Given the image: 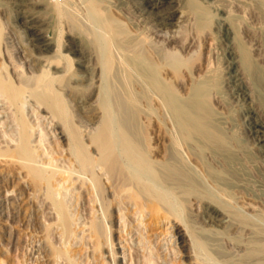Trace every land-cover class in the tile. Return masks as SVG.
Masks as SVG:
<instances>
[{"label":"rangeland","instance_id":"rangeland-1","mask_svg":"<svg viewBox=\"0 0 264 264\" xmlns=\"http://www.w3.org/2000/svg\"><path fill=\"white\" fill-rule=\"evenodd\" d=\"M52 1L53 0H48V1L47 0H0V26L2 33L5 34L6 36L8 35V37L10 38V42H11L10 50L12 52L14 51L13 53L16 54L15 55L16 57L17 56L19 57L18 58L19 60H22L21 63L23 65L22 64L21 65L24 67L25 72L27 69L26 67L27 64L25 60L21 57L29 56L28 58L31 59L32 62L34 61L35 63L33 67L35 68V70L39 71L40 69H43V67L46 64V61H53V63L55 64L54 61L56 60L57 55L58 56L60 55L58 52L60 50L59 48H61L60 53L63 51L61 53V56H64L65 54L64 61L67 62L68 60V62L72 64L71 65L72 68L70 67L68 68V70L70 69V71L66 70L68 71L67 73L65 71V66L67 65L65 64L64 61H62L64 64L60 62V67L58 69L61 70L63 68L65 72L64 74H61L63 75V77L60 80L61 83L68 84L69 86H73L75 85V83L80 84L81 82V84L85 86L88 84V82L84 79H83L84 81L83 80L79 81V79L81 77L84 78L85 74L87 75L88 69L91 70L93 66L95 65L97 66L98 63L97 61L99 60L98 58H100L98 57V55L99 56L101 55L100 54L101 51L99 49L100 46L103 45L102 44L103 42L104 45H106L105 48L107 49V51L110 48L113 49V47H114L113 50L115 51L116 45L119 46L117 43L122 44L126 39L132 41L134 38H136L139 35V33H141L142 36L152 35L151 30L148 29L147 32L146 28L148 26H153V27L155 26L153 25L154 23H152L153 21L152 19L155 17L156 12L159 13L158 9L161 13H167V11L169 12L171 10L170 12H172L174 16V20H173L174 23L177 21L176 20L177 17L180 16V12H183V14L185 13L186 15L184 14V19H183L184 23L182 22L179 27V29L180 28L184 29V30H180L181 32H177L179 31V29L177 30V26L175 24H168L163 27L161 26L162 28L158 26H157L158 28L156 27L157 30L158 29L161 30L162 33L167 32L168 34H170L172 31L170 35H173L174 32L173 30L174 28H176L175 37L179 39L175 38L174 43L169 46L172 47L176 46L175 51H177V55H179V57L181 55L182 56L181 58L183 59L181 61V66L180 68H178L179 70L177 73L178 74L177 77L180 76L178 78L179 80L174 75V73H172L173 71H170V73L167 76L168 81H165L167 82V84L165 83L166 85L164 86V89L165 91L168 90V92L170 93L172 92L174 94L176 93L175 95L176 96L178 95L177 98H179L180 103L189 102V100L193 97L192 95L193 94L195 95L200 90L201 93H204V95L206 96L204 97V101L198 104V110L201 111L207 109V114L209 116V125L211 126V128H213L214 130L218 129L216 131H218L219 133L222 132L224 133L222 137L225 141V144L223 145L222 149L221 147H219L220 150H217L216 144H212L213 146L216 145L215 146L216 149H215V147H213L210 144L207 145L203 139H201L199 136L195 134L190 136L189 139L191 141L190 140L188 141L191 143L190 145H188L189 144L188 141L186 143V141L184 142L183 140L181 141V139L178 138L179 136L176 137L177 135H179V133L175 124L173 112L168 111L167 107L166 109L165 108L163 109L162 108L163 106L162 105L159 106L160 104L156 100L151 99L150 100L151 102L143 100L139 104L138 103L135 104V107L133 108H131L132 106H130V104L128 103L129 105L126 104L124 107H122L123 110L120 108L121 111L116 108L118 113L115 110V119L116 118L121 119V117L127 118V115H125L126 114L125 111H128V114H130L131 109L135 110L134 114L136 112V115L133 116L132 118L129 117L126 119L127 121L131 119L129 120V122L131 121L130 127L132 132H134L136 135H139L140 137H145V136L147 138L156 137L155 142L150 141L149 143L150 146L156 147L158 149L156 150L155 153L156 155H154V158H157L156 161L157 162L159 161V163L165 162V160L167 159H171V161L173 162L176 161L177 163L174 162L175 165L177 164L176 168H179L184 173H186V175L190 178V180L193 183V190H194L191 192L190 191L188 192L187 189L185 190L183 189V191L178 189L175 190L174 189L175 186L173 187V185H169L170 187L172 186L171 189L173 190L171 191V195L169 198L171 200L175 198L173 201L171 200L169 201L172 202L174 205L176 204L177 206L179 205L178 208H176L177 212H180L177 213V217L178 218L181 217V220L179 219L181 222H179L178 220L176 221L177 223L179 222L178 224L180 225L178 226L177 230L179 233L181 232L180 234L182 235L179 243L178 242L174 243L176 237L169 238V235L168 236L165 235L164 231L167 229L166 225L160 223L155 226L153 224H150V220L147 219L143 221L142 224H140V227L142 228L141 231H143L141 232L143 233V238H146L150 244H146V246L141 245V243H139V245L137 244L140 240L137 239L139 237L138 236L139 233L137 231L139 229L137 228L140 227H139V223H135L133 221L135 224L132 222L133 223L132 226H136V228L134 227L136 231L134 230L135 232H133L132 238H130L131 235H128L127 237L124 238V241L126 239H129V245H127L124 241L123 242L121 241L122 234L120 233L121 228H119V225L122 222V218L121 219L118 218L119 217L118 215H120V213L123 212L124 210L121 212L119 211L118 214V209L116 208L114 210V213L116 212L114 214L115 217L114 219H112L111 231L110 233L108 232V237L113 241L114 244L113 252L120 253L118 254L120 258L124 257L123 255H121L122 252L125 253L124 261L123 262L120 261V264H133L134 261H135L134 264H136L137 262H138L137 264H145L144 262L148 257H151V259H153L152 258L153 255L155 261L157 262L155 263V261H153L154 262L153 264H204V263L205 264H264V256L261 255L260 253L258 254L259 251L257 252L256 248L254 251V247H257L255 245V240L264 241V150H263L264 142L261 141L262 139L261 137H263L264 139V135H261L264 132V0H225V1L224 0H191V1L177 0L174 3H171L168 0H163L160 4H158L159 8L156 9L157 11L155 9H150V8L146 9V7L142 5L141 0H126V1L124 0H86L85 1L84 0V2H82L83 0H79V1L72 0L73 2L71 3H70L71 0H69L68 14L71 16L73 20H75V17L76 18L79 17L78 19L75 20L76 25L74 24L72 25V23L66 17L60 16L56 12L54 13L53 12L54 10L51 8H53L52 6L54 5L52 4L55 2ZM60 1H64V0H60ZM90 1H92V4L89 5ZM215 5L221 6L222 8V11L219 12L218 14H215V12L213 11V7ZM121 6L122 8H120ZM74 7L76 11L73 10ZM162 9L163 11H161ZM27 16L35 19L36 22L34 21L35 23H33L32 27H37V29L40 30L41 40L50 42V45L43 48H37L35 44H37L38 41L29 39L30 32L27 30L25 31L24 28V20L25 17ZM89 16H92V20H94L95 22L90 20ZM221 16L227 19L228 25L231 28L230 37L231 39H234L232 40V45H230L233 51V55L230 57L229 55H227V53H225L227 48L224 47L225 41H223L224 38L223 35H221L222 31L219 30L220 28L217 21V19L220 18ZM145 18L147 19V21ZM66 19L68 20V22L66 21ZM81 19H83V21ZM141 19L142 21H140ZM89 21L92 23V25ZM93 23L96 25H94ZM82 25L86 27L84 28L82 27ZM101 26L108 27V29H110L113 32V34H115V38H114L115 41L112 40L113 47L110 42L105 43V40L103 39V36L105 37V35L101 37V35L104 34L102 32L103 28H101ZM74 29L77 31H75ZM168 29L170 32L168 31ZM184 32L187 33V35H185ZM96 33L100 35V38L102 40L99 39V36ZM85 34L87 37L85 36ZM10 35L12 36V38ZM152 39H154V37ZM156 39L159 41L161 40L159 38H155L154 41H156ZM89 40L90 41L92 40V42L89 43L90 42ZM54 43L56 44V47ZM22 44L26 45L27 47L26 46L24 47V45ZM98 44H100L99 48L97 47ZM192 44H194L195 46ZM12 45H14L15 48ZM177 45L179 46L183 45L182 47L185 48L187 47V45H189V49L185 50V48L182 47L179 48ZM158 46L160 48L161 44L160 43L157 44V47ZM196 46L198 48L200 46L201 47L198 49ZM21 48L23 49V52H21ZM16 49L18 50V52ZM191 50H193V52H191ZM241 51H245V54L243 52L242 54ZM146 52L148 53H144V54L148 55L150 52L149 56H152V50L150 51L146 50ZM244 55H246V57L249 58V63L247 65L248 66L247 68L251 69V71H248V69L246 71L244 70L245 67L241 62V58L244 57ZM145 58H147V56ZM151 58H153V56ZM147 60L153 61V59H150L149 57L147 58ZM231 60L236 62V65L238 66V70L240 69L239 72L241 71L240 72L242 78V84L240 86L241 90L238 91L237 93L231 90H233L234 85H236V83L238 84L239 82L236 83L230 82L231 79L230 80L228 79L229 77L228 72L230 67L228 64L230 63ZM115 67L116 68L112 69V71L110 72V75H108L110 76L108 77V80L112 79V81L107 82L106 85L109 84V86L108 89L105 88L106 91L108 90L107 93L109 92L108 97L110 98L109 100L112 102V104L113 103L115 104V102L117 101L111 100V96L115 97L116 95V100L119 99V101H121V99L117 97L121 96L123 98L121 102H125V101L127 102V96L128 94L130 95V93L128 92L133 91L136 94H139L141 92L139 88L132 87V85H130L129 83L130 74L127 71L126 72L122 71L121 68L119 70V67H117V65ZM50 68L51 71H57L55 67H50ZM69 73L70 75L72 74L77 75V79L78 78L79 79L78 80L75 79V83H73L74 80L68 81L70 77ZM157 76L161 77V74ZM174 78L176 79V82H178V84L177 83L174 84L175 83ZM123 80H125L126 82H124ZM118 83L120 84V86ZM125 84L129 85V88ZM96 85H99V83ZM167 85H169L170 87ZM199 87L201 89H198ZM169 88L170 89L175 88L174 90L175 92L173 90H171L172 92L169 91ZM124 89L127 91L125 92ZM153 90H154L153 88L149 90L146 89L145 94L147 95L148 91L150 92ZM117 93H119L118 96ZM71 95L73 94H70V96ZM242 97L244 98L242 99ZM93 101L94 100L92 99L90 103ZM81 103H80V107L84 111L89 112L92 108V110L93 109L96 110V112L95 110L93 111L94 114L96 113L95 114L96 117L101 116L100 115L101 110L100 109H99L100 111L98 110L99 107L96 108L97 104H94L91 107L90 103H86L85 101ZM248 108L250 109L252 108V110L254 111V114L252 113L253 114L252 118H248V116H250V114L246 112ZM1 110L2 109L0 108V111ZM164 110L166 113V114L164 113L165 115H163L162 112ZM26 111L27 109L25 108V112ZM161 114L163 115V118L161 117L162 116ZM30 115L31 112L28 114V116ZM117 115L118 117H116ZM167 116L169 118H167ZM157 118L158 119L160 118L159 120L161 121L163 127L161 126V123L159 120H157ZM8 119L9 118L2 117L0 115L1 123H3L4 120L7 121ZM253 121H258L263 125L262 127L263 130L260 129V133L255 134L254 130L251 128L250 124ZM212 123L215 125H213ZM172 124H174L175 126L174 125L171 126ZM169 127L171 128V130L173 129L175 130L177 129V130L176 131L168 130L170 129ZM0 128L3 131H8L7 128H4L1 125ZM45 130L48 131L49 128ZM39 134L40 132L36 133L34 137L36 143H38ZM48 137L49 138L46 137L45 139V140L49 139V141L48 140L46 141L47 143L46 145H49L48 143H50V141L51 142L54 141L53 137L51 138L50 136ZM174 139L176 140V142H178L177 144H174L175 141L172 142ZM194 142L195 144L191 145ZM53 143L55 144V142H52L51 145H53ZM62 143H60L61 147L65 145V142ZM168 145L169 148L171 149V152L168 148ZM56 146H58V144H56ZM176 146L178 149H176ZM172 147L175 150H173ZM199 147H201V150L199 149ZM181 148L182 151H180ZM190 148L192 152H190ZM197 150H199L200 153ZM184 152L185 155L183 154ZM182 154L184 155V157H181ZM166 156H168L167 159ZM228 164L230 165L228 166ZM207 170L210 172H215L217 176L215 175L216 177L213 178L214 173H212L213 176L209 175L207 173ZM7 171L8 170H6L4 166L2 165L0 166V259L2 262H6L5 264H15L16 262L19 264L18 261L20 260L23 261L24 263L26 262V264H49V261H47L48 258L46 256L47 248H45V245L43 244L45 219H42L43 217L41 216V213L38 210L37 207L38 202L37 200H34L32 190L29 187V185H27L21 173H19V171L14 172V177H12L13 176L12 173ZM194 178L196 180H194ZM75 192L76 191H74V193ZM179 192L181 195L178 194ZM250 194L253 196H251ZM175 195L178 196L175 197ZM183 195L186 197L184 198ZM187 197L189 198V200H191L190 203L189 200L185 201ZM177 198L179 200L178 202H176ZM251 198H253L254 200ZM180 201H182V204ZM194 202H196V204ZM247 205L253 207L254 210H249ZM180 206H182V208L184 207L185 209L183 208L182 211ZM188 206L191 209L187 208ZM186 208L188 209V211L186 210ZM70 210L72 211L73 208H71ZM81 210L82 209H80L79 212H81ZM212 210H216V212L220 214L217 220L216 219L210 220L208 216V211H212ZM221 210L223 211V213ZM242 212L247 213V215ZM74 213L75 211H73V214ZM181 213H183V215ZM82 214H84V212L78 215L80 217L78 218L80 221L78 220L77 224L78 222H81L82 219L86 221L85 220L86 217L89 218L88 216H85V214L84 215ZM245 215L249 216L247 217V221L251 220L250 222H247L246 226L239 223L238 220L240 219H237L239 216L242 217ZM137 216L138 215H136V218ZM130 220L133 219L130 218ZM230 223L234 224L236 228L235 229L233 227L230 228L232 226V224ZM144 225H148V227L146 226L147 227L146 228ZM183 226L189 227V229L193 228L191 232H193L192 234L194 238L196 237L195 239L198 238L196 241L200 243L199 247L202 251L198 249V251L193 252L192 249L193 247L190 244V241L187 240L188 237L184 236L182 230ZM77 232L76 235H78V237L76 236L77 238L75 241H73L72 246L70 248V250L72 249V252L73 251L75 252V254H72V259H75L76 262L78 263L84 264L86 261V257L90 255L91 258L89 260L90 261L89 264H108V263L113 264V262L111 261L113 259V257L110 254L111 251L109 248L106 247L105 244L103 246L101 245L102 247H100V250L95 251L93 254L89 252V250L87 251L84 248H82L80 243L77 241V239L81 237L82 234H79V231ZM124 234L125 231L123 232V235ZM59 237L60 236H58V238ZM61 242H64V239H62V237L58 239L56 245L57 246L60 245ZM75 242L79 244L77 243L75 244ZM41 245H42V249L39 250V247H41ZM89 246L91 247L90 251H92L93 245L90 244ZM79 249H80V253H79ZM149 251L153 252V254H151L152 256H149L148 253ZM197 253L199 257L197 256L194 257V255H197ZM43 254L46 256V258H43L45 257L43 256ZM108 255L110 256L111 259H109ZM132 255L134 256V258ZM143 257L145 260H143ZM173 260H175L178 263H176L175 261L173 262ZM115 261L119 262V260L117 259Z\"/></svg>","mask_w":264,"mask_h":264},{"label":"bare ground","instance_id":"bare-ground-1","mask_svg":"<svg viewBox=\"0 0 264 264\" xmlns=\"http://www.w3.org/2000/svg\"><path fill=\"white\" fill-rule=\"evenodd\" d=\"M53 1L55 2L53 4L51 3L52 5H54V6L51 5L53 7L51 9L54 10L53 12L54 13L56 12L60 16L66 17L72 23V25L73 24L76 25L75 20L78 19L79 17L78 18L75 17V20H73L71 18V16L68 14L69 0H64V1L53 0ZM124 1H126V0H124ZM162 1L163 0H141V3H142V5H144L146 7V9L150 8V9L156 10L159 8L158 4H160ZM168 1L171 3H174L177 0H168ZM71 2H73V1L71 0L70 3ZM82 2H84V0ZM90 4H92V1L89 2V5ZM120 8H122V6ZM73 10H75V7ZM167 10H169V9H167ZM161 11H163V9ZM170 11L169 12L167 11V13H161L158 9L159 13L156 12L155 17L154 18L152 17L153 18L152 23H154L153 25H155V26L154 27L153 26L147 27L146 26L147 24L145 25L147 27L146 28L147 32H148V29L151 30V33H152V35H150L151 37L149 35L148 36H144V35L142 36L141 33H139V35L138 36L136 35L137 37L134 38L132 41L126 39V40H124V42L122 44L117 43L119 46L116 45L117 48L115 47V51L113 50L114 47L112 44V40L115 41V39H114L115 34H113V32L110 29H108V27H106V26L102 27L101 26V28H103V30H104L103 31L102 29H100L104 33V34L101 33L102 34L101 37L103 35H105V37L103 36L105 43L110 42L112 44L113 49L110 48L107 51V49L105 48L106 45H104V42L102 43L103 44L102 46H100V44L97 45L98 48L100 46L99 50L101 51V53H100L101 55L100 56L98 55V57H100V58L97 57L99 59L97 61L98 63L96 62L97 66L96 65L93 66L91 68V70L88 69V73H87V75L85 74L84 78L83 77H81L80 79L78 78L79 81H82L84 79L88 82V84L85 86H83L81 84V82H80V84H76L75 79H77V75L72 74V73H71L72 75H70V73H69L70 77L68 75V77H69L68 81L74 80L73 83H75V85L72 84L73 86H69L68 84H62L61 83L60 80L63 77V75H61V74L65 73L63 68L61 70L58 69L60 67V62L64 61V59H65L64 58L65 54H64V56H61V53L63 52L62 51L60 53L61 48H59L60 50L58 52L60 55L59 56L57 55V58L55 57L56 58V60L54 61L55 64L53 63V61H46V64L43 67V69H40L39 71L35 70V68L33 67L35 65V63H34V61L32 62V60L28 58L29 56L21 57L25 60V62L27 64V66H26L27 69L25 72V69L22 66L23 64L21 63L22 60H19L18 59L19 57L18 56L16 57L15 56L16 54L13 53L14 51L12 52L10 50L11 49L10 38L8 37V35L6 36L5 34L2 33L1 26H0V108L2 109L0 111V115L2 117L9 118L7 121L4 120L5 122L3 121V123L0 122V125L3 126L4 128H7L9 131V133H8V131H3L0 128V166L1 165L4 166L5 169L8 170L7 172L12 173V175H13L12 177H14V172L19 171V173H21L22 177L25 179L27 185H29V187L31 188L32 193H33V198H34V200H37V202H38L37 207H38L39 212L41 213V216L43 217L42 219H45V223H44L45 229L43 228L44 229V234H43L44 242H43V244L45 245V248H47L46 256L48 258L47 261H49V264L50 263L51 264H63V263L64 264H81V263L76 262L75 259H72V254H75V252L74 251L72 252V249L70 250L73 241H75L76 238L78 237V235H76L77 231H79V234H82V236L78 238L79 240L77 239V241L80 243L82 248H84L87 251L89 250V252L94 254L95 251H99L100 247H102L105 244L106 247L109 248L111 251L110 254L113 257V259L111 261L113 262V264H120V261L123 262L124 257H125V253L122 252L121 255H123L124 257L120 258L118 256V254H120V253L113 252L114 251L113 250L114 244H113L112 239H110L108 237V232L110 233V231H111L112 219H114V217H115L114 214L116 212L114 213V210L116 208L118 209V214H119V211L121 212L124 210L123 212L120 213V215H118L119 217L117 216L120 219L122 218V222H121L122 225L121 224L119 225V228H121V231L118 229L120 231V233L122 234V236H121L122 242L124 241V238L127 237L128 235H131L130 238L133 237L132 236L133 232L136 231V229H134V227L136 228V226H132V224L134 222L139 223V227H140V224H142V222L147 220V219L150 220V224H153L155 226L160 224V223H163L164 225H166L167 229L165 228L166 229L164 231L165 235H167V236L169 235V238L176 237L174 243H176V242L179 243V241L182 237V235L180 234L181 232L179 233L177 230L178 226H180L178 223L181 222L180 221L181 220L180 214H179L180 218L177 217V213H180V212H177V210H176V208H178L179 205L178 206H177V204L174 205L172 202L169 201V200H171L169 198L171 195V191H173L171 189L172 186L170 187L169 185H173V187L175 186V188H174L175 190L178 189V190L183 191V189L184 190L187 189L188 192L189 191L191 192V191H194L192 181L186 175V173H184L181 169L176 168L177 164L176 165L174 164V162L177 163L176 161L173 162V161H171V159H167L168 156H166L167 160H165V162L159 163V161L158 162L156 161L157 158H154V155H156L155 153H156V150H158V149L156 147L150 146V144H149L150 141L155 142L156 137L147 138L145 136V134H144L145 137H140L139 135H136L134 132H132L131 127H130L131 121L129 122V120H131V119H129L128 121L126 119L129 117L132 118L133 116H135L136 115V112L134 114L135 110L131 109L130 114H128V111H125V109H124V111L126 112L125 115H127V118H122V117H121V119L116 118L117 121L115 119V110L117 111V109H119L121 111L122 107H124L126 104L129 103L130 106H132L131 108H133V107H135V104H137V103L139 104L143 100L150 101L151 99H153V100H156L160 104L159 106L162 105L163 109L164 108L166 109V107H167L168 111L173 112L175 124H176V127L178 129V133H179V135H177L176 137L179 136L178 138L181 139V141L183 140V142L186 141V143H187V141L190 140L189 139L190 136L195 134V135L199 136L201 139H203L207 145L208 144H210V145L216 144L217 150H220L219 147H221V149H222L223 145L225 144V141L222 137V135L224 133L223 132L219 133L218 131H216L218 129L214 130L209 125V116L207 114V109H204L201 111L198 110V104L202 103L204 101V97L206 96V95H204V93H201V91L199 90L195 95L194 94L192 95L193 96L192 98L190 97L191 99L189 100V102L180 103L179 98H177L178 95L176 96L175 95L176 93L174 94L171 91V90L174 91L175 88L174 89L169 88V91H171L172 93L168 92V90L165 91V89H164V86L167 84V82H165V81H168L167 80L168 74L170 73V71H173L172 73H174V75L177 77V75H178L177 73L179 70L178 68H180L181 61L183 60L181 58L182 57L181 55H180V57H179V55H177V51H175L176 46H174V47L169 46V45H172L174 43L175 38L179 39V38L175 37L176 36V34H175L176 28H174V30H173L174 31L173 35H170L172 33V31L170 34H168L167 32L162 33V31L159 29L157 30L158 27H161V26L163 27V26L168 25V24H175L177 26V30H178L180 27V24L182 22L184 23L183 19H184L185 13L183 14V12H180V16L177 17V19H176L177 21L174 23L173 22L174 16H173V13ZM213 11L215 12V14H218L219 12L222 11V8H221V6L215 5L213 7ZM150 14H151V12H150ZM223 16L218 18L217 21H218V25L220 28L219 30L222 31L221 35H223V38H224L223 41H225L224 47L227 48L225 53H227V55H229V57H230L233 55V51H232L230 45H232V40H234V39H231V37H230L231 28L228 25L227 19L224 18ZM89 17H90V20H92V16H89ZM67 19H66V21L68 22ZM83 19H81V20L83 21ZM148 20H149V18H148ZM34 21H35V19L32 17L30 18L29 16L25 17V20H24L25 31L27 30L30 32L29 39L38 41V43L35 44V46L37 48H43V47L50 45V42L41 40L40 30H38L37 27H32L33 23L36 22V21L35 22ZM92 21H94V20H92ZM140 21H142V19ZM146 21H147V19H146ZM185 22H186V20H185ZM84 24H85V22H84ZM72 25H71V27H72ZM83 25H82V27L85 28L86 26H83ZM91 25H92V23H91ZM94 25H96V24H94ZM98 26H100V25H98ZM98 26H96V27H98ZM73 28H72V30H73ZM180 30H184V29L180 28L179 31H177V32H181ZM75 31H77V30H75ZM168 31H169V29H168ZM81 32H83V31H81ZM18 34H19V32H18ZM86 34H85V36H86ZM182 34H183V32H182ZM30 35H31V37H30ZM185 35H187V33H185ZM98 36H99V39H101L100 35H98ZM153 37H154V39H152ZM185 37H187V36H185ZM11 38H12V36H11ZM155 38H159L161 40L159 41L156 39V41H154ZM13 39H14V37H13ZM96 39H97V37H96ZM107 39H108V41H107ZM91 42H92V40L89 43H91ZM159 43L161 44L160 48H159V46L157 47V44H159ZM183 43H184V40H183ZM185 43H187V42H185ZM24 44H22V45H24ZM188 44H190V43H188ZM192 45H194V44H192ZM12 46H14V45H12ZM25 46L26 45H24V47ZM177 46L180 48L183 45L182 46L177 45ZM32 47H33V45H32ZM55 47H56V44H55ZM14 48H15V46H14ZM57 48H58V45H57ZM182 48H185V47H182ZM190 48H191V46H190ZM186 49L187 50L189 49V45H187L185 50ZM146 50H148V51L152 50L153 58H151L152 56H149L150 52L148 55L144 54V53H148V52H146ZM41 51H43V50H41ZM56 51H58V50H56ZM17 52H18V50H17ZM21 52H23L22 48H21ZM191 52H193V50H191ZM209 52H211V51H209ZM242 52L245 54V51H241V53ZM143 54L146 55L147 58L149 57L150 59H153V61L147 60V58H145L146 56H144ZM223 57H225V56H223ZM241 62L243 63V66L245 67L244 70L246 71L248 69L247 65L249 63V58H247L246 55H244V57L241 58ZM65 64L67 65V66H65V71L68 70L69 67L72 68L71 67L72 64H70V62H68V60H67V62H65ZM116 65H117V67H119V70L121 68L122 71H125V72L127 71L130 74V78H129L130 79L129 80L130 85H132V87L139 88V90L141 92L139 94H136L133 91L128 92V93H130V95L129 94H128V96L126 95L127 96V102L126 101L121 102L123 99L121 96L117 97V98L121 99V101H119V99L116 100V95H115V97L110 95L111 100L117 101V102H115V104L114 103L112 104V102L109 100L110 98L108 97L109 92L107 93L108 90L106 91L105 88L108 89L109 84L108 85H106V84H107V82L112 81L111 78H110L111 80H108V77H110L108 75H110V72L112 71V69L116 68L115 67ZM228 65L230 66L229 72H228V75H229L228 79L229 80L231 79L230 82H235V83L239 82L238 84L236 83V85H234V87H233V90H231V91H234L235 93H237L238 91L241 90L240 89V86L242 84V78H241V74H240L241 71L239 72L240 69L238 70V66L236 65V62H234L232 60L230 61V63ZM207 66H208V64H207ZM50 67H55L57 69V71H51ZM66 67H67V69H66ZM227 68H228V66H227ZM68 71H70V69ZM68 71H66V72L68 73ZM248 71H251V69H248ZM129 74H128V76H129ZM160 74H161L162 78L160 76H157ZM164 75H166V76H164ZM179 77H177V79ZM123 81L126 82L125 80H123ZM207 81H208V79H207ZM119 82H120V80H119ZM98 83H99V85H96ZM176 83L178 84V82H176V79H175L174 84H176ZM125 85H127V84H125ZM206 85H209V84H206ZM119 86H120V84H119ZM127 86L129 88V85H127ZM167 86H169V85H167ZM151 88H153L155 91L154 90L150 91V92L148 91V94L146 95L145 90L146 89L149 90ZM125 89H126V87H125ZM195 89H197V88H195ZM198 89H201V88L199 87ZM126 91L127 90H125V92ZM149 93H151V94H149ZM70 94H73V95L70 96ZM118 95H119V93H117V96ZM112 98H115V99H112ZM243 98L244 97H242V99ZM92 99L94 101L90 103V101ZM247 100H248V97H247ZM83 101H85L86 103H90L91 107H92V105L97 104L96 108L99 107L98 110L99 109L101 110V113H100L101 116L96 117V115H95L96 113L94 114V112H93L95 109L92 110V108H91V110L89 112H86L83 109H81L80 103ZM111 106L114 108H112ZM25 108L27 109L26 112H25ZM159 109H160V107H159ZM147 110H148V108H147ZM131 111H133V112H131ZM30 112H31V115L28 116V114ZM90 112L91 113L93 112V113L91 114ZM95 112H96V110H95ZM123 112H121V113H123ZM140 112H141V110H140ZM162 112H163V115L166 114L165 110ZM246 112L248 114H250V116H248V118H252V115L254 114V111L252 110V108L251 109L248 108L246 110ZM88 113H89V115H88ZM117 113H118V111H117ZM118 115L116 117H118ZM163 115L161 116L162 118H163ZM167 118H169V117L167 116ZM31 119H33V120H31ZM159 119L157 118V120H159ZM164 122H163V124H164ZM157 123H159V122H157ZM160 123H161V121H160ZM173 125L174 124H172L171 126H173ZM213 125H215V124H213ZM161 126H162V123H161ZM250 126L254 130L255 134L260 133V129H262V127H263V125L261 123H259L258 121H253L250 124ZM47 128H49L48 131L45 130ZM166 128H168V127H166ZM168 130H171V128ZM174 130L175 129H173L171 131H174ZM49 131H50V133H49ZM38 132H40L39 140H38V143H36L34 137H35L36 133H38ZM263 133L261 135H264ZM150 134H149V136H150ZM48 136H50V138L51 137L54 138V141H52V142H55V144L53 143V145H51L52 142L50 141V143H48L49 145H46L47 144L46 141L47 140L49 141V139H47V140H45V139H46V137L49 138ZM160 136H161V134H160ZM173 136H174V134H173ZM257 136H259V135H257ZM261 138H262L261 141L264 142L263 137H261ZM174 141H175L174 144L178 143V142H176L175 139L172 142H174ZM62 142H65V145H63V147L60 146V143H62ZM190 143L191 142H189L188 145H190ZM56 144H58V146H56ZM193 144H195V142L192 143L191 145H193ZM198 144H200V143H198ZM194 146H197V145H194ZM194 146H192V147H194ZM215 146H213V147H215ZM168 148H169V145H168ZM174 148H175V146H174ZM172 149H173V147H172ZM176 149H178L177 146H176ZM186 149H187V147H186ZM195 149H197V148H195ZM199 149L201 150V147H199ZM215 149H216V147H215ZM169 150L171 152L170 148H169ZM173 150H175V149H173ZM180 151H182V148ZM197 151L199 152V150H197ZM190 152H192L191 148H190ZM183 154L185 155V152ZM183 154L181 157H184ZM152 158H154V159H152ZM192 159H194V158H192ZM224 159H226V158H224ZM173 160H176V159H173ZM182 160H183V158H182ZM162 161H164V160H162ZM178 161H179V159H178ZM183 162H186V161H183ZM180 165H181V162H180ZM223 165H225V164H223ZM229 165L230 164H228V166ZM156 172H158V173H156ZM207 173L209 175H212V176H213L212 173H214L213 178L217 176L215 172H210L207 170ZM200 179H201V177H200ZM194 180H196V179L194 178ZM170 181H171V183H170ZM74 191H76V192L74 193ZM178 194L181 195L180 192ZM172 195H174V194H172ZM87 196H88V198H87ZM177 196L178 195H175V197H177ZM251 196H253V195H251ZM185 197L186 196H184V198ZM191 197H192V195H191ZM178 198H180V197H178ZM178 198L176 199V202L179 201ZM174 199H172L171 201H173ZM251 199H253V198H251ZM188 200H189V198L187 197V199H185V201H188ZM257 200H258V198H257ZM190 201L191 200H189V203H190ZM245 201H247V200H245ZM180 202L182 204V201H180ZM194 203L196 204V202H194ZM211 204H213V203H211ZM85 205H87V206H85ZM180 207H181V210L184 208V207L182 208V206H180ZM247 207L249 208V210H254L253 207H251L250 205H247ZM71 208H73L72 211L70 210ZM187 208H189V206ZM187 208H186V210L188 211ZM194 208H195V206H194ZM80 209H82L81 212H79ZM189 209H191V208H189ZM222 209H224V208H222ZM73 211H75L74 214H73ZM82 212H84L85 216H88L89 218L86 217V219H85L86 221H84V219H82V221L78 222V224H77V221L79 220L78 218H80L78 215L81 214ZM222 213H223V211H222ZM242 213H245V212H242ZM84 214H82V215H84ZM181 214L183 215V213H181ZM245 214L247 215V213H245ZM82 215H81V218H82ZM136 215H138L137 218H136ZM219 215L220 214H218V212H216V210L208 211V216H209L210 220H213V219L217 220ZM246 215L242 216V217L239 216L237 218V219H240V220H238V222L244 226L247 225V222L251 221V220L247 221V217H249V216H246ZM130 218H132L133 220H130ZM135 218H136V220H135ZM182 219H184V218H182ZM249 219H251V218H249ZM177 220L179 221L178 223L176 222ZM150 224H149V226H150ZM230 224H232V223H230ZM234 224H232V226L230 228L233 227L235 229L236 227L234 226ZM238 225H240V224H238ZM144 226L148 227V225H144ZM137 229H139V230H137L139 233V235L137 233V235L139 236L137 239H140L137 244L139 245V243H141V245H144V246H146V244H150L146 238H143V233H141V232H143V231H141L142 228L140 227ZM192 229L191 228L189 229V227L183 226L182 230H183L184 236L188 237V239L187 238L186 239L190 241V244L193 247L192 248L193 252L198 251V249L200 251H202L199 247L200 243H198L196 241L198 238L195 239L196 237L194 238V236L192 234L193 232H191ZM238 229H240V228H238ZM124 231H125V234L123 235ZM226 233H228V232H226ZM198 235H200V234H198ZM58 236L62 237V239H64V242H61V244L57 246L56 243L58 242V239L60 238V237L58 238ZM110 236H111V234H110ZM206 236H208V235H206ZM124 242L127 245H129V239H126ZM76 243L77 242H75V244ZM79 243H77V244H79ZM86 243H87V245H86ZM90 244L93 245L92 251H90L91 250V247L89 246ZM255 245L258 247V249H257V247H254V251L256 248L257 252L259 251L258 254L260 253L261 255L264 256V241H261V240L256 241L255 240ZM41 249H42V245H41V247H39V250H41ZM43 251H44V248H43ZM189 252H190V250H189ZM79 253H80V249H79ZM148 253H149V256H152L151 254H153V252H150V251ZM43 256H45V255L43 254ZM46 256L43 258H46ZM195 256L199 257L198 253H197V255H194V257ZM90 258H91L90 255L87 256L84 264H89ZM92 258H93V256H92ZM133 258H134V256H133ZM152 258L154 259V255ZM109 259H111L110 256H109ZM116 259L119 260V262L118 261L116 262L115 261ZM130 259H132V258H130ZM153 259H151V257H148L144 263L145 264H153L154 263L153 261H155V259L154 260ZM158 259H159V257H158ZM143 260H145L144 257H143ZM212 260H213V258H212ZM174 261L175 260H173V262ZM18 262H19V264H26V262L24 263L21 260ZM5 263L6 262H2L0 259V264H5ZM82 263H83V261H82ZM134 263H135V261H134ZM155 263H157V262L155 261ZM176 263H178V262H176ZM15 264H18V263L16 262Z\"/></svg>","mask_w":264,"mask_h":264}]
</instances>
